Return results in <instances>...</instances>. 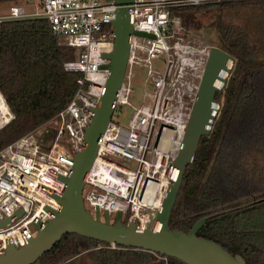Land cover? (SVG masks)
Wrapping results in <instances>:
<instances>
[{
  "label": "built area",
  "instance_id": "built-area-1",
  "mask_svg": "<svg viewBox=\"0 0 264 264\" xmlns=\"http://www.w3.org/2000/svg\"><path fill=\"white\" fill-rule=\"evenodd\" d=\"M220 1L133 0L129 5L134 27L151 35H132L114 110L131 103L138 74L144 90L126 125L111 117L84 176V204L93 215L97 209L100 215L120 211L126 223L138 228L157 223L178 172L177 157L210 52L219 47L195 35L174 10ZM117 7L116 0H41L40 11L11 4L0 15L46 17L59 42L73 48L64 68L81 73L63 109L0 149V253L10 243L25 244L62 208L58 196L67 188L70 159L85 147L87 127L110 76ZM14 117L0 89V129ZM50 132L54 136L46 144ZM19 210V216L6 221Z\"/></svg>",
  "mask_w": 264,
  "mask_h": 264
},
{
  "label": "trees",
  "instance_id": "trees-1",
  "mask_svg": "<svg viewBox=\"0 0 264 264\" xmlns=\"http://www.w3.org/2000/svg\"><path fill=\"white\" fill-rule=\"evenodd\" d=\"M209 8L215 12L207 30L235 61L226 84L215 93L219 111L186 166L169 224L189 231L207 216L198 235L240 253L247 264H264V0H222L174 12L187 27L199 29V15ZM246 9L253 12L247 14ZM73 54V48L59 42L46 17L0 19V89L15 115L0 129V149L70 102L81 75L64 68ZM52 136L50 132L46 144ZM35 262L188 264L77 232L65 233Z\"/></svg>",
  "mask_w": 264,
  "mask_h": 264
},
{
  "label": "water",
  "instance_id": "water-1",
  "mask_svg": "<svg viewBox=\"0 0 264 264\" xmlns=\"http://www.w3.org/2000/svg\"><path fill=\"white\" fill-rule=\"evenodd\" d=\"M116 1L118 7L113 20L116 36L111 54L112 61L108 64L110 76L101 103L94 109L93 118L87 127L85 147L70 159L72 172L66 180L67 188L58 196L62 208L54 211V217L49 222L40 224L37 234L28 238L25 244L19 247L8 244L6 250L0 253V264H32L67 232H77L124 246L149 249L177 257L188 264H247L240 253L233 254L217 241L197 234L207 216L196 221L189 231L171 228L169 224L186 166L193 161L201 135L209 134L219 111L220 102L216 100L215 93L226 84L227 75L235 61L234 56L220 47H213L210 52L177 157L178 172L159 212L157 223L152 227L146 225L144 228H138L135 222L124 223L120 211L112 222L108 211L104 212L105 218L102 219L98 209L93 215L84 204V176L96 156L103 133L111 120L113 103L128 62L132 35H151L134 27L129 12V5L133 0ZM21 212L22 210L17 211L6 221H11Z\"/></svg>",
  "mask_w": 264,
  "mask_h": 264
},
{
  "label": "rangeland",
  "instance_id": "rangeland-1",
  "mask_svg": "<svg viewBox=\"0 0 264 264\" xmlns=\"http://www.w3.org/2000/svg\"><path fill=\"white\" fill-rule=\"evenodd\" d=\"M11 4L23 5L26 8V10L30 11V12L41 10V8H40L41 0H18L15 2H13V1H1L0 2V15L7 14ZM214 12H215L214 8H209V9H205L199 15V19L201 20L200 28L199 29L194 28V34L195 35L198 34L199 38L216 45L217 44L216 41L213 40V33L210 32L209 30H207V27H209V22L214 16ZM246 12H247V14H250L253 12V10L252 9H246ZM134 83H135L136 91H135V93H133V95L130 98L131 103L130 104L125 103V104L119 105L114 110V112L112 114V120L117 122V123H121L123 125H126L128 123L129 118L132 115L133 110H134L133 105H139L142 101V93L144 90L143 76L141 74H138V76L134 80ZM110 216H111V221L114 222L115 217H116V213H112ZM101 218L102 219L105 218L104 212L101 213ZM122 218L124 220V217H122ZM33 229L35 230L34 226H33ZM32 264H39V263L33 262Z\"/></svg>",
  "mask_w": 264,
  "mask_h": 264
},
{
  "label": "bare ground",
  "instance_id": "bare-ground-1",
  "mask_svg": "<svg viewBox=\"0 0 264 264\" xmlns=\"http://www.w3.org/2000/svg\"><path fill=\"white\" fill-rule=\"evenodd\" d=\"M203 47H204V46H203ZM190 108H191V106H190ZM190 108H186V110H187V111H189V110H190ZM122 219H123V218H122Z\"/></svg>",
  "mask_w": 264,
  "mask_h": 264
}]
</instances>
